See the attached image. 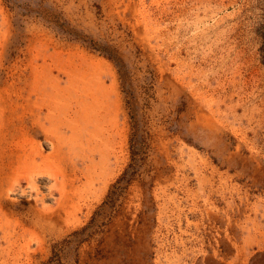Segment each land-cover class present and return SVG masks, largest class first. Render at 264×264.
<instances>
[{
    "label": "rangeland",
    "instance_id": "1",
    "mask_svg": "<svg viewBox=\"0 0 264 264\" xmlns=\"http://www.w3.org/2000/svg\"><path fill=\"white\" fill-rule=\"evenodd\" d=\"M12 2L0 264H264V0Z\"/></svg>",
    "mask_w": 264,
    "mask_h": 264
},
{
    "label": "trees",
    "instance_id": "2",
    "mask_svg": "<svg viewBox=\"0 0 264 264\" xmlns=\"http://www.w3.org/2000/svg\"><path fill=\"white\" fill-rule=\"evenodd\" d=\"M5 1L8 4L9 3L12 4V6H10L11 8H13V6H15L14 3L12 2V0H5ZM25 13H26L25 15H34V16L40 18L46 25H48L52 30H54L58 34L65 36V37L69 38L70 40L80 41V42L88 45V47L99 51L100 54H102L106 58L112 60L117 67V70H118V73L120 75V78L122 79V82H124L123 65L121 63L120 57L118 56V53L114 49H112L111 47H109L106 44H104L102 46L96 45V44H91V42H89V40H85V39L81 38L80 33L71 29L69 27L68 23L61 18L60 14H54L52 12H48L46 14H43V12H41L39 10H37V11L28 10ZM130 104H131V102H130ZM130 142L132 144L134 141L130 140ZM87 229H88V227H84L79 231L73 232L69 236L70 237L69 239H65L63 241V246L61 248V251H63L66 247H69L73 243H76L78 241L79 242L82 241V239H84L83 235L85 234Z\"/></svg>",
    "mask_w": 264,
    "mask_h": 264
}]
</instances>
